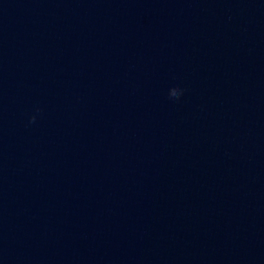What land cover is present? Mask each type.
I'll list each match as a JSON object with an SVG mask.
<instances>
[{"label":"water","instance_id":"obj_1","mask_svg":"<svg viewBox=\"0 0 264 264\" xmlns=\"http://www.w3.org/2000/svg\"><path fill=\"white\" fill-rule=\"evenodd\" d=\"M0 264H264V0H0Z\"/></svg>","mask_w":264,"mask_h":264}]
</instances>
